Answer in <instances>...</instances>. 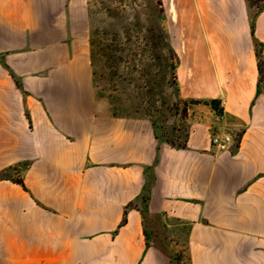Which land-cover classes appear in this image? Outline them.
Masks as SVG:
<instances>
[{
    "label": "crops",
    "instance_id": "crops-1",
    "mask_svg": "<svg viewBox=\"0 0 264 264\" xmlns=\"http://www.w3.org/2000/svg\"><path fill=\"white\" fill-rule=\"evenodd\" d=\"M164 1L218 35L178 66L182 146L97 105L86 0H0V264H264V5Z\"/></svg>",
    "mask_w": 264,
    "mask_h": 264
},
{
    "label": "rangeland",
    "instance_id": "rangeland-1",
    "mask_svg": "<svg viewBox=\"0 0 264 264\" xmlns=\"http://www.w3.org/2000/svg\"><path fill=\"white\" fill-rule=\"evenodd\" d=\"M86 3L97 105L115 114L148 118L161 139L175 146L184 145L188 108L194 103L180 97L178 66L187 57L204 71L202 60L212 58L211 47L218 41V35L206 29H215V19L172 16L164 0ZM248 4L256 12L264 0H248ZM215 107L220 110V104ZM20 173L18 165L1 172L0 179L18 182ZM170 257L174 264H188L181 250L171 252Z\"/></svg>",
    "mask_w": 264,
    "mask_h": 264
},
{
    "label": "built area",
    "instance_id": "built-area-1",
    "mask_svg": "<svg viewBox=\"0 0 264 264\" xmlns=\"http://www.w3.org/2000/svg\"><path fill=\"white\" fill-rule=\"evenodd\" d=\"M238 140V135L231 132H223L213 135L211 142L212 146L216 148L218 152H225L235 146Z\"/></svg>",
    "mask_w": 264,
    "mask_h": 264
},
{
    "label": "trees",
    "instance_id": "trees-1",
    "mask_svg": "<svg viewBox=\"0 0 264 264\" xmlns=\"http://www.w3.org/2000/svg\"><path fill=\"white\" fill-rule=\"evenodd\" d=\"M258 55V58H259V71H260V80H263L264 79V67H263V58H262V53L260 51V53L257 54ZM216 104H219L218 101H212L211 102V105L213 107V109H215L217 112H220V110L218 108L215 107ZM18 184L20 185H23V181L20 180L17 182Z\"/></svg>",
    "mask_w": 264,
    "mask_h": 264
}]
</instances>
